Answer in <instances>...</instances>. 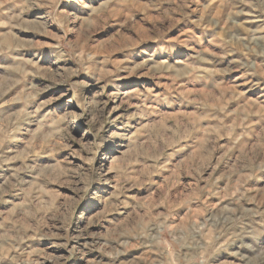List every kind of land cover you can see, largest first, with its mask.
I'll list each match as a JSON object with an SVG mask.
<instances>
[{
	"label": "rangeland",
	"instance_id": "1",
	"mask_svg": "<svg viewBox=\"0 0 264 264\" xmlns=\"http://www.w3.org/2000/svg\"><path fill=\"white\" fill-rule=\"evenodd\" d=\"M0 264H264V0H0Z\"/></svg>",
	"mask_w": 264,
	"mask_h": 264
}]
</instances>
